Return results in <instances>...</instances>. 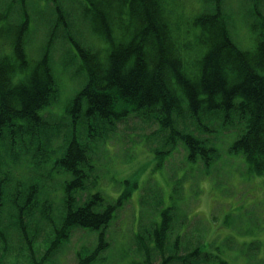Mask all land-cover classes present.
Instances as JSON below:
<instances>
[{"label": "trees", "instance_id": "obj_1", "mask_svg": "<svg viewBox=\"0 0 264 264\" xmlns=\"http://www.w3.org/2000/svg\"><path fill=\"white\" fill-rule=\"evenodd\" d=\"M51 1L55 3L54 16L48 22V37L38 46L42 48L38 59L26 50L32 39L26 5L14 0L18 7L14 19V5L2 4L6 8L5 27L0 29V144L7 140L8 150L18 145L25 152L42 156L47 142L40 137L60 127L37 113L57 102V79L50 64L57 31L66 34V41L75 47L73 58H77V69L84 75L71 102L64 106L69 138L62 156L55 159L58 170L71 179L62 184L59 214L57 220L49 221L53 223L48 224L50 233L39 259L33 249L28 250L32 247L28 232L36 230L33 216L39 208L29 195L38 196L43 186L28 184L24 192L18 183L12 194L14 199L25 194L21 201H2L11 199L12 194L0 197V239L4 240L6 226L14 227L30 264H50L74 229L101 231L95 248L77 251L75 264L106 260L101 255L108 248L105 233L129 200L127 193L109 200L96 192L80 204L77 193L96 184L97 176L90 174L94 170L93 155H97L91 149L95 147L92 142L99 141L95 131L99 128L103 132L104 142L128 113L146 125L157 126L143 141L158 143L152 148L158 150V156H154L159 165L182 148L188 163L200 162L203 169H208L220 158V148L230 134H236L231 145L226 144L228 153L244 161L249 172L264 175V14L260 11L264 0H245L246 5H253L250 33L263 41L250 50L239 48L230 35V15L222 7L226 0H200L199 7L184 6L183 0H80L79 15L91 36L105 44L103 49L68 39L72 35L69 30L74 29L59 0ZM79 126H85L84 131L91 136L87 143L74 136ZM208 129L219 134L222 141L213 144L204 135ZM0 179L1 189L4 177L0 175ZM177 194L174 188L171 199H177ZM47 196L45 191L42 202H47ZM175 209V205L160 208L151 233L143 232L146 237L138 242L147 257L157 251L160 264H224L223 260L216 262L206 246L193 247V243L185 255L179 254L177 247H173L172 255L163 253L171 236L174 243L180 236ZM38 211L42 215L43 211ZM3 214L8 218L6 224L1 221Z\"/></svg>", "mask_w": 264, "mask_h": 264}, {"label": "rangeland", "instance_id": "obj_2", "mask_svg": "<svg viewBox=\"0 0 264 264\" xmlns=\"http://www.w3.org/2000/svg\"><path fill=\"white\" fill-rule=\"evenodd\" d=\"M16 1L18 5H26L28 10V31L31 33L27 31V34L34 39H31L26 50L33 52L32 56L38 59L42 53V48L38 46H42L45 37H48V22L54 16L52 5L55 3L51 0ZM79 1L59 0L74 29L69 30L72 35L68 39L72 37L74 41L92 49L105 48L104 43L91 36L85 21L80 17ZM183 1L184 6L197 5L200 2ZM206 2L207 0H204V3ZM8 3L14 5V19L17 18L18 7L14 0H0V29L5 27L6 8L2 4ZM245 3V0H226V4L222 5L223 10L230 15V35L243 50L252 49L255 44V37H252L249 29L250 22L254 19L251 14L253 5ZM260 11L264 14V5H261ZM56 33L53 36L50 64L57 79V102L46 108L44 114L47 115L46 121L49 120V124L54 126L59 123L60 127L40 137L41 141L47 142L45 153L50 154L48 153L47 158L45 153L37 156L30 150L23 151L18 145L8 150L7 140L0 144V175L4 177V188L0 189V197L14 194L15 184L18 183L21 186L19 190L24 192L28 184L43 186L38 196L29 195L30 201L39 207L33 216L36 230H31L30 226L31 231L28 232L32 246H28V250L31 252L33 249L36 259L45 251L44 241L50 233L48 224L53 223L49 221L51 218L57 220L64 196L62 184L71 179L70 175L60 172L55 165V159L62 156L63 146L68 142V120H58L54 115L61 116L64 113L65 103L79 89L84 79V75L77 69V58H73V54L77 53L75 47L66 41V34L62 31ZM85 126H79L81 129L74 135L83 143H87L91 137L84 131ZM156 129L154 123L146 125L133 118L132 114H127L104 142L101 141L103 132L99 128L94 133L99 141L96 144L92 142L95 147L91 149L96 151L97 155H93L94 170L90 171V174L97 176L96 184L84 192L77 193L78 203H82L96 192H100L109 200L127 193L129 199L116 213L115 219L106 230L104 242L108 244V248L103 249L101 254L103 260H106L98 264H160V254L151 251L147 257L139 242L143 241L142 236L146 237L143 232L151 233L160 208L174 205L177 207L174 211L180 226V236L176 243L174 235L171 236L167 246L169 249L163 250L166 256L174 254L173 247L179 249V254L185 255L189 248L203 245L216 257V262L223 260L224 264H264V175L249 172L244 161L228 153L226 144L231 145L236 134H230L220 148V158L208 169H203L200 162L188 163L182 148L176 149L172 155L166 157L163 165H159L154 156H158L155 152L158 150L152 148L157 147L158 143L148 144L143 141ZM49 149L53 151H48ZM124 181L128 184L125 185ZM174 188L178 189L177 199L170 197ZM31 191L34 193L33 187ZM45 191L48 195L46 203L42 202ZM13 194L11 199L2 201H21V197L25 196L17 195L14 199ZM40 205L43 207L40 208ZM39 209L44 214L42 212L40 215ZM50 213L52 217H48ZM7 219L3 214L2 224H6ZM100 234L101 231L74 229L68 240L55 252L50 264H75L77 251L84 249L90 252L98 243ZM3 238L4 240L0 239V264H30L27 259L28 252L14 227L6 226Z\"/></svg>", "mask_w": 264, "mask_h": 264}, {"label": "bare ground", "instance_id": "obj_3", "mask_svg": "<svg viewBox=\"0 0 264 264\" xmlns=\"http://www.w3.org/2000/svg\"><path fill=\"white\" fill-rule=\"evenodd\" d=\"M253 41H254L255 44H256V43H261V42H263V41H259V40H256V39H254ZM255 44H254V45H255ZM0 48H1V47H0ZM247 50H250V49H247ZM224 75H225L226 79H227V77L229 78V72H228V71L224 72ZM69 99H70V98H69ZM70 102H71V100H68L65 104L68 106ZM45 112H46V111L41 112V110H40V111L37 112V113H38L39 115H41V116L46 120V119H47V117H46L47 115L44 114ZM128 114H131V113H128ZM54 117L57 118L58 120H63V119L67 120V115H66L65 113H63L61 116H57V115L55 114ZM204 135L207 136V137H209V138H211V141H212L213 144H216V143L218 142V140L221 139V136H220L219 134L217 135L215 132H213V131L210 130V129L206 130V133H204ZM213 136L215 137V139H212ZM165 161H166V160L164 159V160L162 161L161 165H163V162H165ZM86 186H87V185H86ZM89 187H90V186H89Z\"/></svg>", "mask_w": 264, "mask_h": 264}]
</instances>
